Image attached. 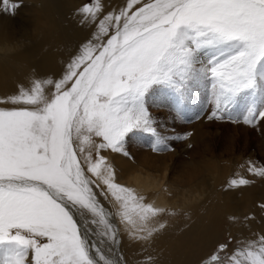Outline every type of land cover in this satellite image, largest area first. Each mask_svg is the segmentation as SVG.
Segmentation results:
<instances>
[{
    "label": "snow or ice",
    "instance_id": "snow-or-ice-1",
    "mask_svg": "<svg viewBox=\"0 0 264 264\" xmlns=\"http://www.w3.org/2000/svg\"><path fill=\"white\" fill-rule=\"evenodd\" d=\"M79 11L96 22L101 0ZM201 93L209 120L264 121V0H125L61 77L33 75L30 87L0 96V264H126L116 219L130 240L150 242L166 210L117 183L101 152L127 155L126 139L139 133L154 138L153 151L169 150L168 139L191 133L161 134L149 105L159 98L183 119ZM248 171L264 177L251 162ZM94 189L110 194L115 213ZM255 235L231 250L229 236L200 264H264V234Z\"/></svg>",
    "mask_w": 264,
    "mask_h": 264
},
{
    "label": "bare ground",
    "instance_id": "bare-ground-1",
    "mask_svg": "<svg viewBox=\"0 0 264 264\" xmlns=\"http://www.w3.org/2000/svg\"><path fill=\"white\" fill-rule=\"evenodd\" d=\"M29 1L35 12L30 36H18L13 23L7 22L9 21L7 17L0 15V47L6 38L15 48L7 54L0 52V96L15 94L19 85L30 87L33 75L53 79L61 77L66 63L77 54L83 43L92 39L99 19L125 3V0H101L102 11L97 21L89 23L79 11L80 8L75 7L81 5L82 8L84 0ZM66 7L71 10L68 8L66 10ZM104 39L106 41L107 37ZM46 91L50 94L51 87ZM94 154L93 150L95 157ZM101 155L112 165L117 183L132 188L137 194L144 196L145 203H152L155 207L166 210L165 214L157 218L159 222L166 224V228L156 234L150 242L130 240L124 226L119 224L118 218L116 219L120 228L119 251L126 264H147L145 257L148 256L153 258L152 264H200L196 259L203 252L201 249L217 237L214 227L218 214L217 211H213L215 204L212 202L215 199L217 205L227 209L229 218H236L228 220L226 229L227 227H230L231 231L237 229L238 237L254 238L255 234H264V221L258 219L262 208L255 200V188L250 183L237 187L235 193L232 192V187L226 184L227 187L222 192V179L226 180L228 174L212 169L209 187V182L200 181L198 184L200 188L178 194L174 188V181L168 180L167 167L158 170L137 168L128 164L125 158L121 157V153H113L110 150L102 151ZM94 190L101 203L107 204L109 210L115 213L117 205L110 194L105 199L100 195L99 189ZM260 193L262 192H259V196ZM205 210H208L205 212L209 215L207 218L202 214ZM196 217L202 218L201 221ZM245 217L251 219L245 220ZM194 226L196 229L194 235L190 234L189 230L182 234V227L191 230Z\"/></svg>",
    "mask_w": 264,
    "mask_h": 264
},
{
    "label": "rangeland",
    "instance_id": "rangeland-1",
    "mask_svg": "<svg viewBox=\"0 0 264 264\" xmlns=\"http://www.w3.org/2000/svg\"><path fill=\"white\" fill-rule=\"evenodd\" d=\"M76 1L79 2L80 0ZM84 1V5L93 2V0ZM10 3H17L21 6L14 11L11 9L5 10L1 0L0 15L7 17L6 19L9 20L7 22L11 21L13 23L15 30L18 31V36H30L32 19L35 13L33 5L29 0L26 2L24 0H10ZM75 7L76 9L81 8V5H75ZM67 8L66 10H71ZM149 111L156 121L157 130L161 134L169 137L185 136L188 133H191V135H188L186 139H168L169 150L166 151H153L154 138L150 134L139 133L130 136L125 143V151L128 154L123 155L121 153V157L125 158L128 164L150 170L167 167L168 180L174 181V188L178 194L185 193L189 189L200 188V185H198L200 181L209 182V187L210 171L212 169L217 171L218 169L219 172H227L228 174L226 180L222 179L223 187L217 185L222 188V192L225 191L231 179L243 177L248 179L250 185L255 188L254 197L257 198L259 192H262L255 200L259 202L257 204L260 207L264 204V177L255 176L248 171L249 162L257 167H264V121L253 127L242 122L233 123L227 119L209 120L208 116L211 114L212 104L203 93L191 102L188 113L183 119L177 118L171 104L159 98H155L151 102ZM236 188L232 187L233 193H235ZM215 201L217 200L215 199ZM215 201L212 202L215 204L213 211H217L218 214L215 218V223H217L214 227V233H217V237L211 243L209 242L203 246L201 249L203 252L196 259L198 262H201L202 257H205L219 242L225 241L229 236L233 238L229 250L236 246L235 241L237 240L256 239V236L254 238L253 236H249V238L248 236L238 237L237 229L236 231L229 230L230 227L226 229L227 222L230 220L227 209L217 205ZM106 205L104 206L108 208ZM262 209L258 214L259 221H264V211ZM207 211L202 212L204 216L206 215V218L209 216L208 213L205 214ZM198 219L201 221L202 218ZM187 230L190 234L196 233L194 226L191 230L182 227V234Z\"/></svg>",
    "mask_w": 264,
    "mask_h": 264
},
{
    "label": "clouds",
    "instance_id": "clouds-1",
    "mask_svg": "<svg viewBox=\"0 0 264 264\" xmlns=\"http://www.w3.org/2000/svg\"><path fill=\"white\" fill-rule=\"evenodd\" d=\"M15 50L14 45L10 44L9 41L5 38L3 46L0 47V52H4L5 54H7L10 51Z\"/></svg>",
    "mask_w": 264,
    "mask_h": 264
}]
</instances>
